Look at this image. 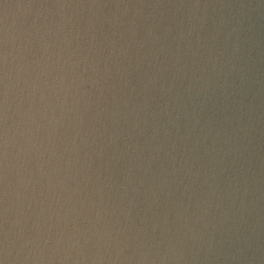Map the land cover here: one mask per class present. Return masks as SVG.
Listing matches in <instances>:
<instances>
[{
	"label": "water",
	"instance_id": "water-1",
	"mask_svg": "<svg viewBox=\"0 0 264 264\" xmlns=\"http://www.w3.org/2000/svg\"><path fill=\"white\" fill-rule=\"evenodd\" d=\"M0 264H264V0H0Z\"/></svg>",
	"mask_w": 264,
	"mask_h": 264
}]
</instances>
